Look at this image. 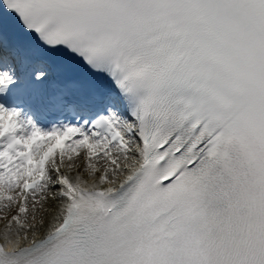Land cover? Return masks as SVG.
I'll use <instances>...</instances> for the list:
<instances>
[{
    "label": "snow or ice",
    "instance_id": "obj_1",
    "mask_svg": "<svg viewBox=\"0 0 264 264\" xmlns=\"http://www.w3.org/2000/svg\"><path fill=\"white\" fill-rule=\"evenodd\" d=\"M13 206L0 264H264V0H2Z\"/></svg>",
    "mask_w": 264,
    "mask_h": 264
},
{
    "label": "rangeland",
    "instance_id": "obj_2",
    "mask_svg": "<svg viewBox=\"0 0 264 264\" xmlns=\"http://www.w3.org/2000/svg\"><path fill=\"white\" fill-rule=\"evenodd\" d=\"M77 161V160H76ZM76 161H75V163H76ZM102 162V164L104 163V161H101ZM13 214H15V207L14 208H12L11 210H8V209H5V210H0V216L2 217V218H0V219H5V221H4V223L6 222V221H8V218H10V216L11 215H13ZM44 215V213L43 212H39V213H37V221H35L36 223H38V221H39V217L40 216H43ZM31 216H32V202H31V200H30V202L28 203V221H27V223H29V222H34V221H32V219H31ZM7 218V219H6ZM23 234V233H22ZM3 238V237H2ZM13 238H16L15 237V232H13Z\"/></svg>",
    "mask_w": 264,
    "mask_h": 264
},
{
    "label": "bare ground",
    "instance_id": "obj_3",
    "mask_svg": "<svg viewBox=\"0 0 264 264\" xmlns=\"http://www.w3.org/2000/svg\"><path fill=\"white\" fill-rule=\"evenodd\" d=\"M76 164H77V165H81V164H83V160H82V159H77ZM97 166L100 167V168L102 169V168L105 166V162L102 164V162L99 161V162H97ZM75 172H76V170H74V172H73V176L75 175ZM80 174H81V176H82L83 178H87V173L81 172ZM88 182L91 183V182H92V179H88ZM13 207H14V206H13ZM7 222H8V221L5 222L6 225H4V223H2V226H3V227H6V226H7ZM29 223H34V222H29Z\"/></svg>",
    "mask_w": 264,
    "mask_h": 264
}]
</instances>
